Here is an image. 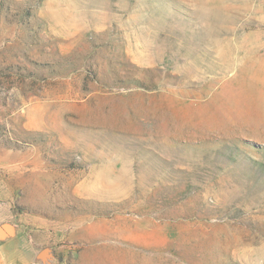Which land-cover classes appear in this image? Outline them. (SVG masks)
<instances>
[{"label": "rangeland", "instance_id": "obj_1", "mask_svg": "<svg viewBox=\"0 0 264 264\" xmlns=\"http://www.w3.org/2000/svg\"><path fill=\"white\" fill-rule=\"evenodd\" d=\"M0 264H264V0H0Z\"/></svg>", "mask_w": 264, "mask_h": 264}]
</instances>
